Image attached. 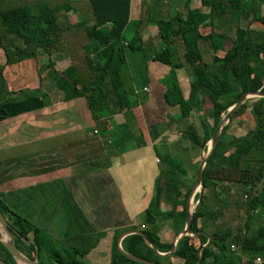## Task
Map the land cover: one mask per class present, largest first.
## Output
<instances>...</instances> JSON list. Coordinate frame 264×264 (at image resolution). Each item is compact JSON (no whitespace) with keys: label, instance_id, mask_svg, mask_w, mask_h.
<instances>
[{"label":"trees","instance_id":"16d2710c","mask_svg":"<svg viewBox=\"0 0 264 264\" xmlns=\"http://www.w3.org/2000/svg\"><path fill=\"white\" fill-rule=\"evenodd\" d=\"M89 1L95 17V24L90 28L79 25L65 30L49 9L43 10L41 14L34 13L28 7L1 11L0 46L7 56L8 65L15 66L36 59L40 54L53 56L60 50L66 35H84L79 65L74 64L62 75L50 63L43 82L53 81L65 92L67 101H86L95 122L94 134L103 139L109 152H123L126 144L133 140L128 124L115 127L113 123L114 118L123 114L122 95L131 97L129 78L124 74L126 47L134 52H142L152 62L172 67L173 71L191 67L195 75L198 68L203 69L204 76L191 91L189 100L184 98L173 73L166 94V103L171 108L180 109L183 139L198 149L207 150L208 142L212 140L221 121L243 95L264 93V31L252 27L257 22L264 26V17L257 13L260 0H202L204 7L209 8L208 12L188 9L168 19L157 17L155 20L162 42L160 48H156L152 41L143 40L141 21H131V0ZM128 30L134 31V38L130 41L126 38ZM220 51L225 55L218 60L216 54ZM204 52L212 53L213 57L205 59ZM2 71L0 68L1 103H10L11 99L27 94L8 92ZM207 102L211 105L208 111L205 108ZM252 102L254 128L243 138L230 136L234 120ZM194 113L203 115V131L193 121ZM163 161L166 167L157 183L155 197L145 213L141 232L160 254L169 255L173 251V243L162 241L159 224L163 222L170 225L176 237L185 230L187 204L192 190L180 177V173L187 175L183 162L172 156H166ZM98 165L92 163L90 166ZM263 179L264 98H259L248 100L233 115L206 165L199 197L200 207L195 212L192 228L199 236L184 237L177 243L172 255L161 257L142 236L131 235L122 242L124 253L153 264H198L200 251L209 245L202 250L201 264H244V257H249L248 264H257L258 260L264 264V223L252 231L257 220L255 213L260 208L264 209V194H256L258 183ZM225 184L241 186L246 194L245 205L239 207L244 212L245 223L238 227L237 233L230 229L212 231L211 224L222 217V212L218 208L210 211L203 209L206 192L210 189L217 192ZM13 189L12 185L4 189L0 187V209L19 251L34 260L38 248L41 264H77L54 249L45 231L24 219L4 202V194ZM184 189H187V193H184ZM216 198L218 204L223 203L218 196ZM163 204L170 210L162 212ZM120 236H116L112 264H140L119 251ZM0 258L8 264H17L2 242Z\"/></svg>","mask_w":264,"mask_h":264},{"label":"crops","instance_id":"0c3cea01","mask_svg":"<svg viewBox=\"0 0 264 264\" xmlns=\"http://www.w3.org/2000/svg\"><path fill=\"white\" fill-rule=\"evenodd\" d=\"M22 1L0 0V12L3 7L17 8ZM26 1L27 6L23 7L34 13L49 9L65 30L95 24L89 0ZM259 5L257 13L263 15L264 0ZM188 9L209 11L202 0H131V21H141L143 40L160 48L155 18L168 19ZM66 37L76 48L57 51L51 57L40 54L15 66L8 65L0 46V68L8 92L27 93L10 103L0 102V187H14L4 194V202L45 231L64 258L77 264H112L116 236L121 235L119 244L123 236L144 228L145 213L166 167L164 158L172 156L183 162L187 175L180 173V177L188 187L187 164L197 163L199 150L206 151L183 139L180 109L166 103L172 73L184 98L189 100L203 72L198 68L194 75L191 67L173 71L172 67L152 62L142 52L126 47L124 72L129 78L131 97L122 95L123 114L113 123L115 127L128 124L133 140L126 144L125 151L111 154L103 139L94 134L95 122L86 101H67L65 92L53 81L43 82L50 63L64 75L81 62L84 35ZM126 38H134V31L128 30ZM224 55L217 52L216 59L221 60ZM204 56L213 57L205 52ZM28 94L35 96L30 98ZM203 120L202 114H193L201 131ZM92 163L99 165L92 167ZM168 210L163 204L162 212ZM167 228L174 233L170 225L159 224L160 237Z\"/></svg>","mask_w":264,"mask_h":264},{"label":"rangeland","instance_id":"374dc122","mask_svg":"<svg viewBox=\"0 0 264 264\" xmlns=\"http://www.w3.org/2000/svg\"><path fill=\"white\" fill-rule=\"evenodd\" d=\"M24 1H22L18 6H15V7L20 8L23 6H27V1L26 0ZM5 9L6 8L3 7V10ZM263 15L260 14L259 16L264 17ZM254 27H256L255 30L259 29L258 31H264V26L260 22H257L254 25ZM69 47H72V45L65 38H63L62 46L59 52L60 53L62 51L65 52ZM0 56L2 55L0 54ZM200 71L202 72L203 69L200 68ZM202 76H204V73ZM28 95L31 97L35 96L33 94H28ZM252 99H259V98H252ZM252 106H253V102L249 103L247 105L246 110L243 112V114L234 120V123L232 124L231 130L229 132L230 136L236 137V138H243L254 128L255 119L251 113ZM205 108L207 111L210 110L211 108L210 102H207ZM211 146H212V141H209L207 150L205 152L199 150L200 155L198 157V162L194 164L193 163L187 164L188 166H190L189 167L190 168L189 170L190 171V175H189L190 184L188 185V188L191 189L192 191H193L194 184L196 181L195 177H197L198 170L201 164L200 159L202 160L204 157H206L209 150L211 149ZM214 192L216 191H214L213 189H210L206 192L205 204L203 205V209L206 211H210L215 208H218L222 212V217L217 222H215V224H211L210 226L211 230L216 232V230L223 231L226 229H230L234 233L235 232L237 233L238 227L243 226L245 223V217L243 216L244 212L243 211L241 212L239 208L245 205V200H246L245 191H243L241 186H237L234 184L233 185L225 184V185L220 186L216 193ZM184 193H187V189H184ZM201 193H202L201 188L197 190V192L195 193L193 197L194 200L191 201L192 211L196 212V210L200 207L199 197ZM257 193L264 194V179L260 181V183H258L256 194ZM216 196H218V199L220 198V200H222L223 203L218 204ZM255 215H256L257 220L253 224L252 231H254L256 228H258L260 225L264 223V209L263 208L258 209ZM161 239L164 243H174L176 240V236L174 233L170 232L169 229L167 228L165 229V233L162 234ZM238 256L241 257V254H238ZM242 261L244 264H248L249 257H244ZM257 264H262V263L257 262Z\"/></svg>","mask_w":264,"mask_h":264},{"label":"water","instance_id":"95a60500","mask_svg":"<svg viewBox=\"0 0 264 264\" xmlns=\"http://www.w3.org/2000/svg\"><path fill=\"white\" fill-rule=\"evenodd\" d=\"M252 98H264V93L262 92H257V93H247L245 95H243V97L240 99V101L233 107L229 110L228 114L223 118V120L221 121L219 127L217 128L213 138H212V146H211V149L209 150L208 154L206 155V157H204L201 161V164H200V167H199V170H198V174H197V177H196V181H195V184H194V188H193V191L190 195V198L188 200V204H187V214H188V218H187V224H186V228L185 230L179 234L177 237H176V240L173 244V251L169 254V255H172L175 250H176V246H177V243L183 239L184 237H198L199 235L198 234H195L193 232V222H194V218H195V211H192V207H191V201L193 200V197L195 195V193L197 192V190H199L200 188L202 189V183H203V177H204V170L206 168V165L208 163V161L212 158V156L214 155L215 151H216V148L218 146V142H219V139H220V136H221V133L223 131V129L229 124L231 118L233 117V115L243 107V105H245L247 103L248 100L252 99ZM131 235H140L142 236L146 242L154 249L155 253L158 255V256H161V257H167L169 255H163V254H160L156 247L145 237V235L140 232V231H137V232H131V233H128L127 235L123 236L121 239H120V242L118 244V249L119 251L124 254L128 259L134 261V262H138L140 264H153L149 261H145V260H142V259H139V258H135L133 256H129L127 254L124 253L123 249H122V242L125 238H127L128 236H131ZM0 242L3 243V245L7 248V250L9 251V253L12 255V257L15 259L16 263L17 264H40V261H39V250L37 248V255H36V258L34 260H31L29 259L28 257H26L25 255H23L18 247H17V244H16V241H15V238H14V235L13 233L11 232L10 230V226L8 224V222L6 221L1 209H0ZM211 240H209V244H210ZM209 246V245H207ZM207 246H205L203 249H205ZM202 249V250H203ZM202 250L200 251L199 253V262L198 264H201L202 260H201V254H202ZM0 264H8L6 263L5 261H3L1 258H0Z\"/></svg>","mask_w":264,"mask_h":264},{"label":"built area","instance_id":"2783aa9c","mask_svg":"<svg viewBox=\"0 0 264 264\" xmlns=\"http://www.w3.org/2000/svg\"><path fill=\"white\" fill-rule=\"evenodd\" d=\"M157 162L159 163L160 161L158 160ZM258 262H261V263H262V261H261V260H258Z\"/></svg>","mask_w":264,"mask_h":264}]
</instances>
